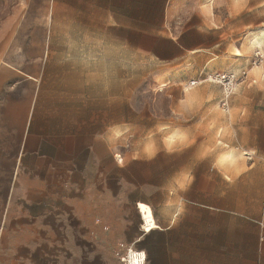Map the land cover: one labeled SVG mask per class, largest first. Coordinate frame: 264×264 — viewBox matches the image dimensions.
<instances>
[{
  "label": "crops",
  "instance_id": "obj_1",
  "mask_svg": "<svg viewBox=\"0 0 264 264\" xmlns=\"http://www.w3.org/2000/svg\"><path fill=\"white\" fill-rule=\"evenodd\" d=\"M73 1L116 42L133 36L128 49L162 74L222 55L205 23L142 31L125 13L140 0ZM63 92L45 63L33 79L0 58V264H122L128 247L142 253L135 264H264V204L237 211L214 161L161 149L118 163L107 127L61 135V119L78 111L62 106ZM89 102L80 117L91 118ZM46 143L61 156L46 158Z\"/></svg>",
  "mask_w": 264,
  "mask_h": 264
},
{
  "label": "rangeland",
  "instance_id": "obj_2",
  "mask_svg": "<svg viewBox=\"0 0 264 264\" xmlns=\"http://www.w3.org/2000/svg\"><path fill=\"white\" fill-rule=\"evenodd\" d=\"M28 2L0 0V58L33 79L45 63L46 77L67 90L62 106L78 111L72 113L77 118L61 119L62 136L107 127L121 164L161 149L214 161L221 171L217 181L237 211L263 213L264 0H140L142 6L126 7V26L138 30L168 32L205 23L218 32L220 57L174 74L136 57L128 49L133 36L118 43L100 24L84 22L87 8L73 0ZM257 38L262 44L252 45ZM213 74L234 75V89L226 93ZM90 100L91 118L80 117ZM250 123L255 128L243 129ZM230 152L233 157L224 161ZM44 153L61 156L47 143Z\"/></svg>",
  "mask_w": 264,
  "mask_h": 264
},
{
  "label": "built area",
  "instance_id": "obj_3",
  "mask_svg": "<svg viewBox=\"0 0 264 264\" xmlns=\"http://www.w3.org/2000/svg\"><path fill=\"white\" fill-rule=\"evenodd\" d=\"M215 82L221 84L226 93L232 91L235 85V77L232 74H213L211 77ZM196 82H192L191 85L194 86ZM142 258V253L136 251L134 247H128L122 255L120 261L122 264H135L139 263Z\"/></svg>",
  "mask_w": 264,
  "mask_h": 264
},
{
  "label": "bare ground",
  "instance_id": "obj_4",
  "mask_svg": "<svg viewBox=\"0 0 264 264\" xmlns=\"http://www.w3.org/2000/svg\"><path fill=\"white\" fill-rule=\"evenodd\" d=\"M262 43H261V39L260 38H257V39H255L253 42H252V45H258V46H260ZM235 53L238 55L239 53H238V51H235ZM189 86H191V84L189 85ZM188 86V87H189ZM188 87H186V88H188ZM233 157V153L232 152H230V153H227V154H225L224 156H223V160L225 161L226 159H229V158H232Z\"/></svg>",
  "mask_w": 264,
  "mask_h": 264
}]
</instances>
